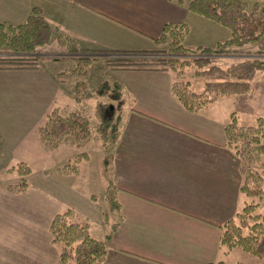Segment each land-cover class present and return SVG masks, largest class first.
Instances as JSON below:
<instances>
[{
	"label": "crops",
	"instance_id": "obj_1",
	"mask_svg": "<svg viewBox=\"0 0 264 264\" xmlns=\"http://www.w3.org/2000/svg\"><path fill=\"white\" fill-rule=\"evenodd\" d=\"M188 3L0 0V24L20 26L30 16L40 17L67 56L69 48L100 56L147 55L158 49L155 40L166 25L219 26L189 12ZM44 68L0 70V118L7 122L0 127V162L5 168H30L32 150L47 157L53 152L41 144L39 127H30L36 117H47L63 95L62 77ZM107 76V82L121 86L124 104L119 136L106 167L99 169L103 201L79 189L81 164L66 175L43 174L23 193L0 189V264H57L50 223L56 214L80 207L85 218L74 213L77 220L99 217L101 235H90L105 245L102 264H228L238 247L227 250L220 244L224 225L236 221L246 206L264 211H257L256 197L242 191V164L226 144L227 114L215 101L187 111L171 92L169 71L108 69ZM109 187L115 189L117 208L110 209L105 200ZM248 255L264 264V258Z\"/></svg>",
	"mask_w": 264,
	"mask_h": 264
},
{
	"label": "trees",
	"instance_id": "obj_2",
	"mask_svg": "<svg viewBox=\"0 0 264 264\" xmlns=\"http://www.w3.org/2000/svg\"><path fill=\"white\" fill-rule=\"evenodd\" d=\"M245 7L246 4L240 0H189V12L225 27L230 32V38L223 43L217 44L212 49L199 48L198 50L202 54H222L230 48H240L247 43H257L262 40L264 7H262V14L259 17H256V11L246 15ZM245 22L253 24V29L247 34L240 29V24ZM186 32V24L166 25L159 38L155 40V44L167 46L165 53L170 57L154 62L156 68L147 67L145 69L169 71L172 74L181 75L190 64L184 58H180L187 53L190 54V50L183 45ZM51 36L52 29L40 17L36 16H30L26 23L20 26L0 24V51L4 47H9L13 54L31 52L38 46L48 44L51 41ZM263 42L259 43L262 50L264 49ZM74 52H76L74 48H69L70 55H73ZM136 65V63L115 62L112 63L111 69H140L142 66ZM37 69V61L31 58H0V70ZM263 71L264 60L234 64L225 71L212 68L206 73L199 72L198 75L204 76L205 74L207 77H215L216 80L224 79L223 83H207L204 91L197 94L189 88L188 83L173 81L171 92L187 111L196 112L206 108L216 99L215 96L206 98L209 87L217 89L219 87L216 86H222L233 91H246L247 80L250 81V77L254 73ZM238 79L242 82L238 83ZM106 84L101 87L97 95L101 98L107 97L112 105L98 101L94 111L95 117L99 120L95 133L104 152L103 164L105 167L109 159V150L120 133L118 113L124 104L121 86L117 83L106 82ZM238 86L241 87L238 88ZM224 130L227 147L242 164V191L247 196L257 197L263 192L261 189L263 178L254 169V165H256L259 156H264V134L258 128L238 126L233 119L227 123ZM37 134L41 144L51 151L56 150L65 140H71L76 148H80L91 140L90 118L75 112L62 114L57 108H54L47 115L43 125L37 129ZM86 157L87 155H84V159ZM76 161L79 159H75L71 165H64L62 169L56 170V173L66 175L77 170ZM13 168L20 173V179L15 184L7 185L5 189L13 194L23 193L28 188L30 168L23 164ZM114 191L115 189L109 187L105 193V200L110 209L117 208ZM95 198V196L92 197L93 200ZM254 208L255 206L252 205L246 206L237 215L236 221H229L224 225L220 244L227 250L239 247L252 256L264 258V212H254ZM49 232L52 243L58 248L57 264H102L105 256L104 243L93 238L89 233L88 224L78 221L71 210L56 214L50 223ZM108 238L110 235L106 237V239Z\"/></svg>",
	"mask_w": 264,
	"mask_h": 264
},
{
	"label": "rangeland",
	"instance_id": "obj_3",
	"mask_svg": "<svg viewBox=\"0 0 264 264\" xmlns=\"http://www.w3.org/2000/svg\"><path fill=\"white\" fill-rule=\"evenodd\" d=\"M240 1L246 4V15H250L251 12L256 11V17L261 16L264 0ZM205 23L207 24H204L203 27H199L194 23H192V25H186L187 32L183 45L187 46L186 48L190 50V54L187 53L184 56H180V58H184L188 63L190 62V64L188 68L183 70L181 75L172 74L174 82L188 83L189 88L197 94L204 91L207 83H223L224 81V79L220 80V78L216 80L215 77H207L205 74L204 76H200L198 75L199 72L206 73L208 70H212V68L225 71L234 64L264 60V53H261L264 49L262 50V47L259 45L260 42L264 41L263 39L257 43H247L240 48H230L226 53L222 54H202L198 50L199 48L212 49L217 44L223 43L230 38V32L225 27L215 26L216 28L214 29V25L210 22ZM240 29L247 34L253 29V24L250 22L242 23L240 24ZM157 48L156 51L147 55L100 56L89 55L84 51H76L72 53L73 55L67 56L66 50L58 45L57 41L52 40L48 44L38 46L33 51L27 53L13 54L9 50V47L1 49L0 58H31L37 61L38 67L44 66L45 71L50 69L52 72L59 74L62 77L61 89H59L62 91L63 95L60 98L57 96L58 98L53 105L55 106L54 108H57L62 114L75 112L90 118L92 137L91 140L82 147L75 148L71 140V144L67 142L69 140H65L56 151L49 152V157L44 155V153L42 154V152H37L35 150L31 151L32 157L28 158L31 164L30 180H28V182L31 181V184L35 183L36 179H40L41 176L45 175L44 173L49 174L48 176H61L62 174L56 173V170L62 169L64 165H71L74 163L75 159H79V161H76L77 165L81 164L82 173V178L78 182L79 189L89 190L93 195H96L98 199L102 200L103 185L100 182L99 169L100 165H103L102 157L104 154L101 153L100 142L95 133L99 125V120L95 117L94 111L98 101L104 102L106 105H112V103L107 97H99L97 92L102 86H106V82L110 80V77L107 76V72L108 69H111L112 63H136L137 65H142L140 69H145L147 67L153 69L156 66L154 62L170 57L165 53L167 46H157ZM143 65L147 66L145 67ZM237 81L238 83L242 82L240 79ZM246 85V91H233L229 88L228 90L222 86H216L219 87L217 89H215V87H209L207 89L208 94L206 98L215 96L216 99L214 101L216 107L219 108L220 112L224 111L227 114L229 121L233 119L238 126L258 128L264 134V71L254 73L250 77V81L247 80ZM240 87L241 86H238V88ZM45 119L46 117H36L30 127L33 129L41 127ZM0 123L2 124L0 127H4L7 123L4 116L0 118ZM84 155L89 157L88 162L84 159ZM102 169L104 170V166ZM254 169L261 174L263 178V185L261 188L263 192L254 198V202L259 206L257 211L263 212L264 156L261 155L257 158ZM19 174L18 170L16 171L14 168H5L4 163L0 162V189H5L9 184L17 183L20 179ZM76 212H78V214ZM74 213L82 219L85 218L83 217V207L75 209ZM86 218H88L86 222L89 224L90 234L99 237L102 232L100 225L97 223L99 217L91 215ZM108 218L110 221H114L115 216L110 214ZM248 257L251 256L238 247L230 254L228 264H257L258 261L253 260L255 258L251 257L252 259H250Z\"/></svg>",
	"mask_w": 264,
	"mask_h": 264
}]
</instances>
